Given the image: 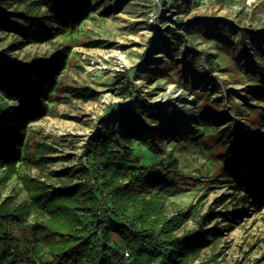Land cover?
Wrapping results in <instances>:
<instances>
[{
    "label": "rangeland",
    "instance_id": "obj_1",
    "mask_svg": "<svg viewBox=\"0 0 264 264\" xmlns=\"http://www.w3.org/2000/svg\"><path fill=\"white\" fill-rule=\"evenodd\" d=\"M114 3L106 0L73 33L49 42L18 46L20 38L0 32V58L15 64L69 51L46 115L25 124L20 150L33 162L19 161L18 173L68 184L53 173L86 168L82 147L102 127H146L154 146L133 141L134 158L177 162L161 194L167 217L188 213L174 234L196 232L211 213L201 223L210 244L197 262L264 264V0H122L104 16ZM136 97L151 106L139 120L120 123ZM13 106L0 95V118ZM5 171L1 165L0 201L22 203L17 175L6 179ZM230 213L232 220L221 217ZM146 251L145 239L125 246L112 235L109 244L114 264H152Z\"/></svg>",
    "mask_w": 264,
    "mask_h": 264
},
{
    "label": "trees",
    "instance_id": "obj_2",
    "mask_svg": "<svg viewBox=\"0 0 264 264\" xmlns=\"http://www.w3.org/2000/svg\"><path fill=\"white\" fill-rule=\"evenodd\" d=\"M120 1L115 0L102 14H111ZM105 2L0 0V32L20 38L18 46L49 42L57 34L73 33ZM3 5H14V9L8 12ZM68 52L63 49L47 60L28 64L0 58V95L15 104L0 118V166H5L6 179L17 175L27 195L18 204L9 202V198L0 201V264H114L109 254L112 235L125 246L145 239L146 255L152 264H216L215 257L197 262L201 251L210 244L206 239L209 231L201 226L209 222L210 212L200 217L196 232L187 231L179 236L174 232L188 213L166 215L161 194L175 179L177 162L170 159L166 165L154 163L150 154L145 164L134 158L130 148L133 141L154 146L146 127L125 126L118 133L113 127H102L82 147L86 168L53 173L55 177L69 178L68 184L47 185L36 177L18 173L19 161L27 166L33 162L24 158L20 150L25 124L46 115L48 96L56 86ZM150 106L136 97L118 121L139 120L144 108ZM245 158L249 162L247 153ZM234 159L241 167L243 158ZM234 159L227 164L235 165ZM237 180L241 182L239 177ZM246 200L247 197L242 199ZM107 214L113 220H107ZM242 216L244 213L238 219ZM221 217L232 220L235 215Z\"/></svg>",
    "mask_w": 264,
    "mask_h": 264
},
{
    "label": "built area",
    "instance_id": "obj_3",
    "mask_svg": "<svg viewBox=\"0 0 264 264\" xmlns=\"http://www.w3.org/2000/svg\"><path fill=\"white\" fill-rule=\"evenodd\" d=\"M125 256H126V257H128V256H129V254H128V253H125Z\"/></svg>",
    "mask_w": 264,
    "mask_h": 264
}]
</instances>
